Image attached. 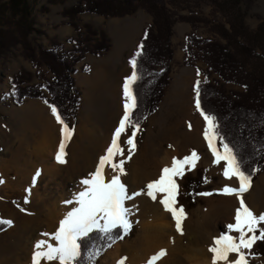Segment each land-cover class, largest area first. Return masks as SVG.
<instances>
[{"label":"rangeland","instance_id":"obj_1","mask_svg":"<svg viewBox=\"0 0 264 264\" xmlns=\"http://www.w3.org/2000/svg\"><path fill=\"white\" fill-rule=\"evenodd\" d=\"M2 1L5 2L8 0ZM28 1L31 5L32 18L36 29L30 35V39L32 40L34 46L36 48L45 47L51 49L53 48V40H58L62 42L66 48H71L73 43L69 40L74 37L76 33L74 32L72 34L74 27L69 24V18L65 16L64 10L68 7L76 5L79 0H65L64 2L58 3H50L49 0ZM196 2V0H181L177 6L169 3V7L171 9L176 8L179 11V14H190V12L194 10L203 16L209 18L214 17V6L212 4L203 3L202 5L197 6ZM46 8H48V10H46ZM243 10L246 14V23L252 29H256L264 17V0H244ZM217 18L220 21L224 20L221 14H218ZM152 22L153 16L143 7H140L134 14L124 17L106 18L104 16L91 13H83L79 16L78 23L80 25L91 24L97 29H103L106 31L109 38L112 39L111 42L114 44V47L110 52H107L102 56L94 55L95 57L92 59H90V57H85L76 65L77 71L74 76L76 79V85L81 93V100L76 115H71L69 120L64 122V124L68 125L69 128L74 129L71 138L64 140L66 145L64 149L66 155L64 156H67L70 152V157L73 160L74 156L72 155L75 153L74 151H79V153H81V151L85 150V147H88V145L91 144L85 138L86 136H83L86 134V130L91 126V124L90 126L86 125V117L92 118L90 121L94 123L93 128H96L101 134L111 136L117 128V122L119 119L118 101L119 97L120 99L122 98L120 95L121 91L119 90V94L118 92H107V95H104V93L102 96L98 97L97 93L93 92L96 90L91 91L90 87L82 81L85 76L91 75L96 69H98L102 63H111L114 65V69L122 67L125 78L130 76L132 68L129 64V60L135 54L134 52L137 49L138 39L142 36L145 27L151 25ZM192 32L201 38H218V35L205 24H200L196 29H193L191 23L187 21L178 20L176 22L172 38L174 60L172 63L170 83L167 86L165 94L158 107L148 117L145 126L136 131V135L134 137L136 147L131 151L132 156L136 151L143 150L145 147L146 150H149L147 153L150 156L153 155L154 148H157L160 153H170L173 158L175 157L180 160L191 155L193 151L196 153L198 151L201 152L203 160L194 168L184 170V174L178 177V193L176 195L175 206L177 208L182 207L183 209H186V211H190L187 214L189 216L191 215L189 213L193 212L194 209L197 210L205 208L207 200H211L216 205L220 206L222 203H225V201L237 199V196L234 194H223L221 190L224 185L220 184L221 181L223 182L221 175L219 172H214V170L212 172L218 173L220 177L211 173L212 167H217V164L219 163H214L216 157L214 156L213 151L209 148L208 141L204 136L206 121L201 115V112L198 111L195 106L196 99L194 82L197 78L201 80L208 79L214 81L218 76L215 73H210L208 71L206 63L203 59H201V56L198 55L196 51L191 52L189 56L192 65H186L184 63L185 48L188 45V36ZM132 35H134L135 39H131ZM134 40L135 42L137 41L136 45H129L132 42L134 43ZM124 50H127L126 54H122V56H120L119 51L122 52ZM115 53L119 56L118 59L113 57ZM111 60L114 63L109 62ZM23 70L33 74L30 83L42 82L43 84H46L47 81L53 78V74L49 71L46 65L39 68L41 74L37 76L36 73L38 68L21 54V47L14 48L0 59V144L4 147L3 152H0V160L2 157H6L7 159L11 158V151H15L19 147L22 149L24 146L29 144L17 142L16 136L31 135L29 127L30 122L28 121L29 114H31L37 106H32L31 104L28 105V103L32 102L29 98H27L22 105H15L11 95L10 84L11 80ZM117 74V71L111 73V75L107 77L106 83H103V85L105 84L109 88L116 87L114 82L117 78ZM183 86L186 88V91L192 100V106L195 110L196 116L202 119L201 131H199L197 135H194L196 139L193 137V142H191V139H189L190 135H188L192 132L193 122L190 118H188V115L181 112L175 101V97L177 96L176 92H178L179 89L184 88ZM225 88L227 91L243 90V87L234 83L226 84ZM43 91L45 94L49 95L46 88H44ZM88 94H92L93 97L89 99ZM43 104L48 112L46 107L47 104ZM69 105V102L65 103V106L68 108ZM187 105L189 104L187 103ZM48 108L50 111L49 105ZM49 114L51 113L49 112ZM174 121L179 123L178 130L176 131L177 136L172 138L168 135L165 136L163 132L164 127L166 125H170L171 122ZM56 122L58 123V121ZM189 125H191V127H189ZM134 130L135 129L132 127H129L126 130L127 136L125 140L131 136L132 131ZM180 134H187L189 137L183 138ZM61 136L62 133H57L55 136L56 140L59 137V143L62 140ZM160 136L162 137L160 138ZM159 138L161 139L160 142L157 141ZM213 144L218 152L223 155L224 149L222 147V143L217 137L213 139ZM72 145L74 146L72 147ZM73 148L75 149L74 151ZM130 149L131 146L126 143L123 149L126 151L124 152L125 154L123 153V155L126 156L124 160H126L130 154ZM75 157H77V155ZM31 159L32 164H28V161L26 160V164H23V158H19L17 160L19 167L22 168L23 173L21 175L19 174V176H16L15 174L10 173L9 176H1V178L5 181L4 183L7 182L9 184L4 188V183L3 185L0 184V218L4 220H11L13 221V224L11 227L8 226L0 232V264H21V262L26 263L28 261H30L29 264H32V255L35 243L43 238L46 239L49 237L44 236V233H55L59 226L58 219H53L52 225H49L48 223L51 222L50 218H57L52 213L55 203L61 201L60 204H64L65 201H74L75 194L84 190L82 189L84 188V185L81 184L82 179H84L83 176H79L77 178V175H74L73 178L68 175L62 176L56 173H47L45 172V168H43L42 160H39L38 158ZM54 160L56 161V158ZM220 162L223 164V161ZM78 164L79 166H83L85 165V162L82 161ZM78 164L76 163V165ZM124 166H126V163ZM3 167H6V164H4ZM37 170H39L40 175L36 178V182L33 185V177L35 176ZM124 170L126 174H124L122 182L127 186L128 192L134 193L142 192V190H144L143 192L146 193V185L150 181L145 179L138 186L135 184L136 182H133V180H127L129 170L126 167ZM263 179L264 171L259 173L254 181H252L250 190L244 193L243 197L257 194L260 198H262L264 195V189L260 184H262ZM16 183L24 186L30 184V193L27 192L26 189L14 190L13 184ZM144 193H141V195L145 196ZM204 193L209 194L204 195ZM26 197L28 200L27 203H25ZM133 199L125 201L126 208L130 209ZM24 218H28L29 221L27 220L26 222ZM212 218H217L215 219L216 221H214L216 223L212 225L213 227L211 231L214 235L213 237H215L214 240L212 238V242H215L216 238L222 234L233 236V230H230L228 225L234 223V220L232 221V218H235L234 216L230 214H223ZM127 219L131 225L129 233L124 239L118 240L107 251H105V253L100 256L98 264H118V262L122 259L124 260V264H133L130 256L127 254L120 253L121 255H118L117 257L118 260L114 254V250L118 245L128 247L140 237L143 219L134 218L131 211L128 214ZM183 221H185V219ZM101 224H103V220H101ZM184 226L185 224L182 223V228ZM260 228H264V225L258 226L257 235L259 234ZM185 229H183L182 235L184 234ZM49 239L53 244L57 243L50 237ZM246 256L248 264H264V240H257L253 245V248L246 253ZM230 259L233 261L235 260V258ZM41 264H46V262L41 260ZM51 264H58V261L51 262ZM142 264H148V262H144ZM186 264L191 263L187 262ZM223 264H226V262ZM227 264H230V262L228 261Z\"/></svg>","mask_w":264,"mask_h":264},{"label":"trees","instance_id":"obj_2","mask_svg":"<svg viewBox=\"0 0 264 264\" xmlns=\"http://www.w3.org/2000/svg\"><path fill=\"white\" fill-rule=\"evenodd\" d=\"M49 1L58 3L65 0ZM180 1L79 0L76 5L64 10L69 24L76 31V35L69 40L73 46L66 48L62 42L53 40V48L50 49L36 48L30 39L36 29L28 0H0V59L14 48L21 47V54L38 68L37 76L41 74L39 68L43 65L53 74L46 84L30 83L33 74L26 70L16 75L10 82L14 104L21 105L27 98H40L49 106L54 105L64 122L71 115L75 116L81 100L74 76L76 65L87 54L102 56L112 47L106 31L91 24L80 25L79 16L91 13L106 18L124 17L143 7L153 16V22L145 27L134 52L142 43L141 55L137 57L139 79L131 86L137 103L132 120L143 128L170 83L174 25L178 20L191 23L193 29L205 24L218 38H201L192 32L188 36L184 63L192 65L189 56L196 51L208 71L218 76L214 81L195 80V85L197 80L200 81L201 108L215 117L216 137L220 142L222 137L221 143L228 144L242 169L249 174L256 170L252 175L254 181L264 171V17L256 29H252L245 21L244 0H196L197 6L203 3L214 6L213 18L194 10L190 14H179L176 8L169 7V3L177 6ZM218 14L224 18L223 21L218 20ZM228 83L237 84L243 90L227 91L225 85ZM44 88L49 95L45 94ZM66 102L70 103L69 108L65 106ZM7 227L0 225V232ZM128 233L129 230L125 234L122 228L114 229L111 233L113 242L101 230H94L78 241L81 245L79 264H98L100 256ZM119 236L123 238H117ZM97 250L100 254L90 261V254Z\"/></svg>","mask_w":264,"mask_h":264},{"label":"snow or ice","instance_id":"obj_3","mask_svg":"<svg viewBox=\"0 0 264 264\" xmlns=\"http://www.w3.org/2000/svg\"><path fill=\"white\" fill-rule=\"evenodd\" d=\"M143 44L138 46L137 52L129 60V64L132 68L130 76L125 78L123 84L124 95V114L119 122L118 127L115 129L112 142L106 149L105 155L99 158V162L96 170L89 174L88 178L82 179L81 184L84 185V190L75 194V202L78 207L72 208L64 219L59 222V226L55 233H44V236H49L57 243L52 244L49 240H39L34 245V251L32 255V264H41V260L46 264L58 261V264H79V258L81 257V245L78 243L82 238L87 237L91 232L96 229L101 230L109 239H113L111 233L114 229L122 228L126 234L131 227L127 216L130 213V209L125 207V201L131 200L134 197L141 194V192L129 193L127 186L121 181V175L126 174L124 170V164L126 160L121 159L118 162H113L115 156H122L123 150L120 147L121 134L124 133L129 127L134 128L131 136L126 140V143L131 146L130 154L127 159H131V151L135 149L134 137L136 131L139 130V123L132 120L134 110L137 107L136 94L132 90V85L139 79L137 74V57L141 55ZM200 81L197 80L194 90L196 92L195 106L206 121V128L204 132L205 139L208 141L209 148L213 151L216 157L214 163H220L225 161L223 175L226 179L231 180L235 177L238 180L239 186L232 187L225 185L221 190L225 195H236L240 202V207L236 210L235 223L228 225L230 230H235L239 233V237L234 238L231 235L222 234L215 240L214 246L209 250L213 253V264H217V261L228 262L229 254H236V259L230 264H248L247 256L244 250H251L253 244L257 240H264V228L259 229L257 235L258 226L264 225V213L257 216L252 210L245 204L243 194L248 192L252 184V175L256 170H253L251 174L242 169L241 163L237 160L236 155L228 144L222 143L224 154L221 155L213 144V139L218 135L216 133L215 117L206 114L200 103L199 92ZM47 103V101H45ZM51 112L56 117L58 123L63 125L61 129L62 140L59 145V150L56 155L58 163H66L63 158L66 153L65 139H70L73 128H69L64 124L63 119L58 113L57 108L54 105H50ZM191 127V125H189ZM211 133V136H210ZM221 142L223 138L221 137ZM199 159L195 151L191 156L184 157L182 160L173 158L171 167H165L161 171V175L157 180L151 181L146 185V194L153 200H157L156 193H164V197L159 202L164 206L166 211H169L175 220V226L177 231L182 232V222L186 218L184 209L175 207L176 195L178 193V185L176 183V177H180L184 174V166L191 165L195 167V161ZM111 166L113 171L117 174L113 175L110 180H105L103 171L105 165ZM40 175L37 170L33 177V185L36 182V178ZM3 178H0V184L4 183ZM30 193L31 189H26ZM144 190H142L143 192ZM209 193H204L208 195ZM27 197L25 203H27ZM66 204H71L73 201H65ZM23 210V209H22ZM103 220V224H101ZM13 221L4 220L0 218V225H7L11 227ZM247 228V232L245 231ZM2 230V229H0ZM251 233V235H248ZM117 238L122 239V236ZM113 242L114 239H113ZM111 246V245H109ZM100 251L90 254V261H94V257L99 255ZM163 254V251L162 253ZM157 257H153L149 260L148 264H153ZM118 264H124V260L118 262Z\"/></svg>","mask_w":264,"mask_h":264},{"label":"bare ground","instance_id":"obj_4","mask_svg":"<svg viewBox=\"0 0 264 264\" xmlns=\"http://www.w3.org/2000/svg\"><path fill=\"white\" fill-rule=\"evenodd\" d=\"M114 71L118 72L116 76L117 78L115 79L114 82V85L116 87L109 88L105 84L103 85V83H106L107 77L110 76L111 73H113ZM124 80H125V74L122 67L121 68L118 67L117 69H114L113 64L102 63V65H100L98 69H96L91 75L85 76L84 80L82 81L88 87H90L91 91L96 90L93 92L97 93L98 97L102 96L104 93H105L104 95H107V92H112V93L118 92L119 94V90L121 91L120 95L122 96V98L120 99L119 97V101H118L119 119L117 122V127L124 114V97H123ZM176 94H177V96L175 97L176 105L180 108L181 112H184V114L188 115V118H190L191 121L193 122L192 132L188 134L190 135L189 139H191V142H193L195 138L194 135H197L198 132L201 131L202 119L196 116L195 110L192 106V100L190 99V96L187 93L185 87L179 89V91L176 92ZM88 95H89L88 96L89 99L93 97L92 94H88ZM187 103L189 105H187ZM86 118H87L86 125L90 126L91 124V126L89 127V129L86 130L87 132L83 136L84 137L86 136L85 138L91 144L88 145V147H85V150L81 151V153H79V151L78 152L74 151L75 149L73 148V151L75 152L72 155L74 156L73 160L71 159L70 157L71 154L69 152L67 156L64 157L66 163L61 164L58 163L57 161H53L51 165L45 164L44 165L45 172L47 173L50 172L52 174L56 173L62 176L68 175L69 177H73L74 175H77V178L79 176L80 177L83 176L85 179L89 177L90 173H93L96 170L99 162V158L105 155L106 149L110 146L112 142L114 132L112 131L113 133L111 134V136L101 134L97 131L96 128H93L94 123L90 121V119L92 120V118L90 117H86ZM52 124L54 125L55 134H57L58 132L60 133L58 124L55 122H52ZM178 127H179V123H177V121L171 122L170 125H166L164 127L163 130L164 135L165 136L168 135L171 138L177 136L176 131L178 130ZM126 133H127L126 131L122 133L120 138V147L122 148V150L124 149V145L126 144L125 143L126 141L125 139L127 136ZM161 137L162 136H160V138ZM181 137L186 138L189 136L185 134L182 135ZM160 138L157 141L160 142L161 140ZM54 141H56L55 137H54ZM52 144L53 141H51L49 145L43 147V149L47 150L49 154H51L53 150ZM73 146L74 145H72V147ZM148 151L149 150L148 149L146 150V148L144 147L143 150L136 151L131 156V159L126 158V162H125L126 166H124V168L126 167L129 170L128 176L126 175L128 178L127 180L129 181L133 180V182H136L135 184L138 186L145 179H148V181L150 182L157 180L161 175L162 169L165 167H171L173 162V157L170 153L165 152V154H162L159 152L157 148H154L153 155L149 156L147 153ZM45 152L43 153L46 154ZM124 152L126 151L123 150V153ZM76 155L77 157H75ZM40 157L41 159L43 158L42 155ZM120 157L121 159H124L126 156L124 155L115 156L113 162L119 161ZM25 160L28 161V164L29 163L32 164V159L30 157ZM202 160L203 158L199 157V159L195 161V166L199 164ZM42 161L46 162V159H43ZM82 161L85 162V165L79 166L78 163ZM76 163L78 165H76ZM36 165L38 166L37 163ZM192 168L194 167H192L191 165L184 166V170H188ZM218 170L217 171L215 170L214 172H218ZM103 174L105 180L107 181L110 180L111 177L117 173L113 171L110 165L106 164ZM219 174L221 175V178L225 185H229L232 187L239 186V183L238 181H236L237 179L235 177H233L231 180L226 179L221 169ZM123 176L124 175H121L120 177L121 181H123ZM175 179H176V183H178V177H176ZM260 185L264 189V179L262 180V184ZM141 193L143 194L144 192ZM144 195L145 196H142L140 194L134 197L132 205L130 207L131 213L134 218L143 219L141 225L140 237L136 239L135 242L132 245H129L128 247H123L122 245H118L114 250L116 259L118 255L127 254L128 256H130L131 262L133 264H142L144 262H149V260L157 256L158 258L154 260L153 262L154 264H186L187 262L191 264H213V253L209 249L214 246V242H212L211 240L212 238L214 240L215 237H213L214 235L211 230L213 227L212 225L216 223L214 221H216L215 219L217 218H212V217H217L223 214H227V215L230 214L235 217L236 210L237 208L240 207L239 199L237 198V199L225 201V203H222V205L220 206L216 205L211 200H207L205 208L197 209V210L194 209L193 212L189 213L191 214L190 216L187 215L188 212L190 211H186V209H184L186 218L185 221H183L182 223L185 224L183 229L185 228L186 229L184 234L182 235L183 231L182 232L177 231L175 226V220L173 219L171 213L169 211H166L164 206L159 202V200L162 199L165 194L159 192L156 193L157 200H153L146 193H144ZM243 199L245 204L257 216L264 213V195L262 198H260L257 194H252L251 196L243 197ZM60 202L55 203L52 212L53 215L57 218H50L51 222H48L49 225H52L53 219H58V222H60L62 219H64L66 214L72 210V208L79 206L75 202V199L71 204H66V203L60 204ZM24 219L27 222L28 218H24ZM233 220L235 223V218H232V221ZM245 231L247 232V228H245ZM232 233H233V237L238 239L239 233L236 232L235 230H233ZM248 235H251V233H248ZM219 237H217L216 239H218ZM42 240H49V242L52 243L49 237H47L46 239L43 238ZM162 251L163 254H161ZM244 251L245 253H247L250 250H244ZM230 258L236 259V254L234 253L229 254L228 261L229 262L233 261ZM29 262L30 261L26 263L21 262V264H29ZM223 263L224 261H217V264H223Z\"/></svg>","mask_w":264,"mask_h":264},{"label":"crops","instance_id":"obj_5","mask_svg":"<svg viewBox=\"0 0 264 264\" xmlns=\"http://www.w3.org/2000/svg\"><path fill=\"white\" fill-rule=\"evenodd\" d=\"M74 32L76 33L75 29L73 28L72 34ZM131 39H135L134 35H132ZM136 42L134 40V43L132 42L133 44L131 43L129 45H131V46L136 45ZM138 42H139V39H138ZM113 47H114V44H112V47L108 52H110L113 49ZM126 52H127V50H124L122 52L119 51L120 56H122V54H126ZM87 57H90V59H92L95 56L92 54H87L86 58ZM113 57L118 59L119 56L117 55V53H115ZM109 62H112V60ZM112 63H114V62H112ZM80 84H82V83H80ZM29 99L32 102L28 103V105L31 104L32 106L33 105L37 106L36 109L31 112V114L28 113L29 114V120L28 121L30 122L29 127H30V131H31V135L30 136H27V135H22V136L17 135L16 136L17 142L29 143V144L24 146L22 149H20V147H19L15 151H11L12 156L9 159H7L6 157H2V159L0 160V176H3V175L9 176L10 173L15 174L16 176H19V174L21 175L23 172H22V168L19 167V163L17 161L19 158H23V160H24L23 164H26L25 159H27L29 157L40 158L39 160L46 159V162L42 161L43 168H44L45 164L51 165L52 162L55 161L54 159H55L56 154H57L58 149H59L58 144L60 145V143H61V142L59 143V140H58L60 136L57 138L56 141H54V137L56 136V134H55L54 125L52 124V122L57 123L56 122L57 119L52 114L51 109L49 111L48 104H47V106L45 105L48 109V112H47L46 108L43 106L44 105L43 103H45V102L42 99H40V98H29ZM25 112H27V111H25ZM49 112L51 114H49ZM57 124L59 126V131H60V133L58 132V134H61L62 125L59 123H57ZM51 141H53V144H52L53 150H52V153L49 154L47 150L43 149V147L49 145L51 143ZM3 150H4V147L2 146V149L0 152H3ZM43 152H45L46 154H44ZM198 152H197V155H199L202 158L201 152L200 151H198ZM41 155H42L43 159H41V157H40ZM64 157H66V156H64ZM2 160H4V161H2ZM224 163L226 164V162L223 161V164L220 162L219 164H217V167L213 166L211 169V173L218 175V173L212 172L213 170L217 171L218 169H219L218 172H220V169L223 172L224 171ZM4 164H6V167H3ZM8 184L9 183H7V182L4 183V185L2 183L3 188L8 186ZM220 184L225 186V184L222 181L220 182ZM13 188H14V190H25V189H30L31 187H30V184L24 186V185H18L16 183V184H13Z\"/></svg>","mask_w":264,"mask_h":264}]
</instances>
